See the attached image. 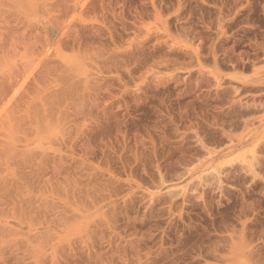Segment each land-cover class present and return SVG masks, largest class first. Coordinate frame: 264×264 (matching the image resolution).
Masks as SVG:
<instances>
[{"label":"rangeland","instance_id":"1","mask_svg":"<svg viewBox=\"0 0 264 264\" xmlns=\"http://www.w3.org/2000/svg\"><path fill=\"white\" fill-rule=\"evenodd\" d=\"M0 264H264V0H0Z\"/></svg>","mask_w":264,"mask_h":264}]
</instances>
